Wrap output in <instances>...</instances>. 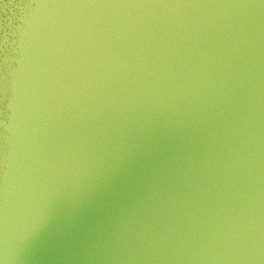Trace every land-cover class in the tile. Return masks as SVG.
I'll list each match as a JSON object with an SVG mask.
<instances>
[{"label":"water","instance_id":"obj_1","mask_svg":"<svg viewBox=\"0 0 264 264\" xmlns=\"http://www.w3.org/2000/svg\"><path fill=\"white\" fill-rule=\"evenodd\" d=\"M0 264H264V0H0Z\"/></svg>","mask_w":264,"mask_h":264}]
</instances>
